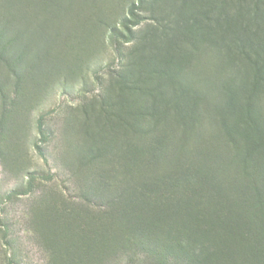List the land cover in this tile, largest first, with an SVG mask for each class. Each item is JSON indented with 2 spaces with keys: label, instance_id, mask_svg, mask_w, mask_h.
Wrapping results in <instances>:
<instances>
[{
  "label": "rangeland",
  "instance_id": "374dc122",
  "mask_svg": "<svg viewBox=\"0 0 264 264\" xmlns=\"http://www.w3.org/2000/svg\"><path fill=\"white\" fill-rule=\"evenodd\" d=\"M0 17V264H111L123 216L190 192L223 216L249 205L240 262L264 264V0H0Z\"/></svg>",
  "mask_w": 264,
  "mask_h": 264
},
{
  "label": "trees",
  "instance_id": "16d2710c",
  "mask_svg": "<svg viewBox=\"0 0 264 264\" xmlns=\"http://www.w3.org/2000/svg\"><path fill=\"white\" fill-rule=\"evenodd\" d=\"M144 1L138 0L141 5ZM137 10L138 8L132 6L128 11V18L122 22V28L130 38L133 36L131 29L140 25L143 20L136 13ZM0 19V24H7L4 17H0ZM111 33V44L114 47V51L121 56V48L118 42L121 34L116 29H112ZM160 144L161 150L156 153V157L162 153L163 146ZM175 174H172L170 178L164 179L162 177L157 180L153 188L158 189L168 183L170 189H172L179 183V178ZM249 177L252 178V175L250 174ZM254 177L252 178V185H256L251 187L250 190L255 196L261 195L262 197L264 195V186L258 184V179ZM196 194L198 192L186 193L185 203H182L176 195L172 196L170 198V206L164 203L153 205L148 202H139L140 212H133L128 216H123L127 221L125 231L119 232L117 230L115 235H108V239L101 245V247H106L109 254L113 250L112 257L114 260L111 261V264L116 263L121 258L138 256L145 260V264H233V261L229 262L232 258V252L237 255L235 264H243L240 260L244 257V253H247V250L253 251L250 229L248 227L249 223H247L249 221L248 210L250 206L242 207L244 210L241 209V206H238L241 210L239 211L232 203L230 206L231 210L223 216L220 211L216 210V207H218L217 203L211 202L209 199H200L201 197ZM112 205L113 203L97 204L98 208L104 207V213L108 214V211H111L115 218H118L119 212L116 209H110ZM71 207L70 213L74 212L78 215H88L93 212L91 207L80 204H74ZM148 215H150L151 219L152 216H155V223L159 219V225L164 226V230L156 229L154 233L155 229L152 221L147 217ZM110 218L112 217L110 216ZM180 219H185L189 224H187L188 244L185 246L179 245V242L176 239L173 240L172 237L169 239L168 235L170 236V234L167 233V229L175 228L171 224ZM235 220H239L242 223L237 226L233 225ZM197 246L200 248L198 251L196 250ZM83 251L85 254L90 255V250ZM76 264L84 263L77 261Z\"/></svg>",
  "mask_w": 264,
  "mask_h": 264
}]
</instances>
